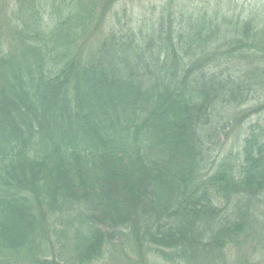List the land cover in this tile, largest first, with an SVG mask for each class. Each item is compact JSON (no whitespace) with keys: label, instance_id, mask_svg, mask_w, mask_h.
<instances>
[{"label":"trees","instance_id":"16d2710c","mask_svg":"<svg viewBox=\"0 0 264 264\" xmlns=\"http://www.w3.org/2000/svg\"><path fill=\"white\" fill-rule=\"evenodd\" d=\"M148 2L0 0V264H227L264 214V2Z\"/></svg>","mask_w":264,"mask_h":264},{"label":"rangeland","instance_id":"374dc122","mask_svg":"<svg viewBox=\"0 0 264 264\" xmlns=\"http://www.w3.org/2000/svg\"><path fill=\"white\" fill-rule=\"evenodd\" d=\"M10 1V0H4ZM140 13L147 14L150 3L148 0H127ZM258 1V0H246ZM264 0H260V2ZM233 135L230 136L229 143L234 141ZM232 144H227L229 147ZM258 220H255L251 226L250 238L243 242L241 246L234 248L227 264H264V214H257Z\"/></svg>","mask_w":264,"mask_h":264}]
</instances>
